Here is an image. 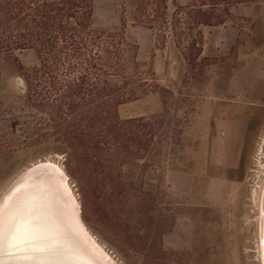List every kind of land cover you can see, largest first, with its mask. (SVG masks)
<instances>
[{"label": "rangeland", "instance_id": "374dc122", "mask_svg": "<svg viewBox=\"0 0 264 264\" xmlns=\"http://www.w3.org/2000/svg\"><path fill=\"white\" fill-rule=\"evenodd\" d=\"M88 2H92V30L102 35L92 47L87 34H80L83 44L88 52L99 51L113 40L124 60L125 77H132L125 89L137 92L117 109L120 120H144L139 127L140 149L137 152L131 145L129 159H135L143 172L146 168L162 173L195 170L199 176L209 138L203 103L224 90L228 76L242 68L243 57L264 59V0H216L215 4L209 0H77L70 6L72 12H84ZM199 22L222 24L199 29ZM61 46L56 39L51 53L40 57L35 50H26L17 61L0 52V203L20 178L34 170L33 165L51 161L62 169L68 189L64 184L59 192L67 206L72 204L67 207L72 221L78 220L108 256L85 235L74 240L75 246L83 243L88 251L99 250L98 255L89 253L101 264H264V126L244 182L220 188L205 182L191 194L197 205L194 215L201 237L196 240L201 247L195 253H164L157 237L172 223L171 198L182 203L184 196H173L165 187L152 196L141 195L136 183L127 184L126 199L118 201L115 196L122 188L108 176L107 158L98 162L91 176L70 157L48 109L58 104V93L73 75L67 71L68 62L76 61L73 73H77L84 68L88 52L75 58L72 46L66 51ZM253 69L263 79L259 92L264 106V66ZM256 80L240 75L234 85L239 90L248 87L253 97ZM111 81L119 84L121 79ZM52 82L57 93L50 87ZM60 114L65 117L63 107ZM137 126L133 125V133ZM103 191L111 195L107 206L98 199Z\"/></svg>", "mask_w": 264, "mask_h": 264}, {"label": "trees", "instance_id": "16d2710c", "mask_svg": "<svg viewBox=\"0 0 264 264\" xmlns=\"http://www.w3.org/2000/svg\"><path fill=\"white\" fill-rule=\"evenodd\" d=\"M77 0H61L53 3L47 0H0V52L7 58L17 61L18 54L26 50H35L40 57L51 53L54 40L62 42L61 51L72 46L75 58L87 51L80 34H87L90 46L98 45L101 33L92 30V2L82 13H73L71 7ZM215 4L216 0H209ZM82 4V3H81ZM71 6V7H70ZM74 20V23L72 21ZM199 22L197 28L220 26ZM82 32V33H80ZM77 33V34H76ZM78 35V36H77ZM130 47V46H129ZM115 42L112 40L99 51H87L83 67L73 73L76 61L68 62L67 71L72 77L66 80L58 94L57 105L49 107L51 120L70 157L87 169L91 176L98 162L107 158V172L114 179L121 191L115 199H126L122 176L125 168L136 163L129 159L130 146L138 152L140 149L143 119L120 120L117 109L120 105L136 97V91H126L132 77H125L124 60L118 55ZM200 50V56L202 54ZM36 75L41 73L35 70ZM120 78L119 84L111 79ZM56 91V84L50 83ZM64 108L65 117L60 114ZM38 108L44 109L42 105ZM137 126L133 133V125ZM141 167V166H140ZM145 170H148L146 168ZM143 170H140V173ZM111 174V175H110ZM103 180H108L104 177ZM98 199L107 206L111 195L100 192Z\"/></svg>", "mask_w": 264, "mask_h": 264}, {"label": "crops", "instance_id": "0c3cea01", "mask_svg": "<svg viewBox=\"0 0 264 264\" xmlns=\"http://www.w3.org/2000/svg\"><path fill=\"white\" fill-rule=\"evenodd\" d=\"M259 64L264 66V59L259 56L243 57L242 68L228 76L224 90L212 94L203 103L201 111L209 138L199 176L195 170H169L162 173L149 168L140 173V165L135 163L125 168L123 182L126 185L138 183L141 195L148 193L152 196L165 187L173 196H184L182 203L171 198V206L174 207L171 209L172 213L174 211L172 223L168 230L160 232L157 237L164 253H195V248L200 246L196 239L201 235L196 228L194 215L197 205L191 201V194L197 187L205 182H215L214 186L220 188L221 184L234 186L245 181L256 139L264 126V106L260 104L263 100L259 92L263 79L256 76L253 69ZM240 75L248 79L257 78L253 97L247 92L248 87L239 90L234 85Z\"/></svg>", "mask_w": 264, "mask_h": 264}, {"label": "bare ground", "instance_id": "6f19581e", "mask_svg": "<svg viewBox=\"0 0 264 264\" xmlns=\"http://www.w3.org/2000/svg\"><path fill=\"white\" fill-rule=\"evenodd\" d=\"M32 167L34 170L27 172L13 188L10 187L12 189L5 194L6 196L4 195L0 203V264H101L94 255L96 253L98 255L100 250L107 257L105 248L99 244L103 250L96 245V238L93 235L94 238L91 237L89 232L82 228L83 225H78V220H75L78 221L77 224L71 223L73 220L69 213L71 207H67L72 204L67 206L59 192L61 185L65 184L67 188L65 180L63 181L60 175L62 172L60 166L51 161H41ZM31 192L33 194H30ZM67 192L71 196L69 190ZM27 194H30L29 200L20 205L22 196ZM263 202L262 200L261 204ZM17 205L18 215H13ZM258 223L262 225L263 221ZM83 235L99 249L96 248L98 252L84 249L83 243L80 247L75 246L77 241L74 240L80 236L84 237ZM261 242L259 247L263 246ZM112 263L115 264L113 261Z\"/></svg>", "mask_w": 264, "mask_h": 264}, {"label": "water", "instance_id": "95a60500", "mask_svg": "<svg viewBox=\"0 0 264 264\" xmlns=\"http://www.w3.org/2000/svg\"><path fill=\"white\" fill-rule=\"evenodd\" d=\"M30 194H33V192H31ZM30 194H29V195L27 194V195H23V196H22V201H21L20 205L23 204V203H25V202H27V201L29 200V196H30ZM18 207H19V205H17L16 209H14V211H13V212H14L13 215H18V213H17V211H18L17 208H18ZM4 228H5V227H4ZM4 228H3V229H4ZM3 233H4V232H3Z\"/></svg>", "mask_w": 264, "mask_h": 264}]
</instances>
